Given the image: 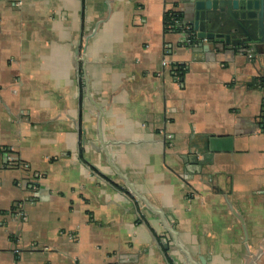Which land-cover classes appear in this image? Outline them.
Segmentation results:
<instances>
[{
  "label": "crops",
  "instance_id": "1",
  "mask_svg": "<svg viewBox=\"0 0 264 264\" xmlns=\"http://www.w3.org/2000/svg\"><path fill=\"white\" fill-rule=\"evenodd\" d=\"M171 9L0 0V264H264V33Z\"/></svg>",
  "mask_w": 264,
  "mask_h": 264
},
{
  "label": "water",
  "instance_id": "2",
  "mask_svg": "<svg viewBox=\"0 0 264 264\" xmlns=\"http://www.w3.org/2000/svg\"><path fill=\"white\" fill-rule=\"evenodd\" d=\"M193 2L196 13V21L194 28L199 30V36H208L210 38L223 37V31H216L218 27L215 26L214 20L217 18L214 13L215 10H219L222 14L225 12L231 17L240 22L239 17L242 18H258L257 24L253 20L250 21V24L256 28L258 25V30L260 35L264 33V0H190ZM209 19L212 26V30L205 32L203 26V19ZM201 20V22H199ZM226 42H230L229 34L225 35ZM234 43L241 44L245 42H254L253 37L249 36L248 39H238L234 40ZM204 262V259H202Z\"/></svg>",
  "mask_w": 264,
  "mask_h": 264
},
{
  "label": "built area",
  "instance_id": "3",
  "mask_svg": "<svg viewBox=\"0 0 264 264\" xmlns=\"http://www.w3.org/2000/svg\"><path fill=\"white\" fill-rule=\"evenodd\" d=\"M176 10V9H175ZM171 25V24H170ZM176 25L186 33L188 40L190 41L192 37L197 38L198 33L193 29L192 25L186 23L183 19H178L176 20ZM167 60H164V64H167ZM21 166L24 169V172L26 173L27 176H29L32 172L30 169V165L28 163H22ZM33 200V198H32ZM18 218L26 219L27 218V213L23 208L22 203L19 204V208L16 212Z\"/></svg>",
  "mask_w": 264,
  "mask_h": 264
},
{
  "label": "trees",
  "instance_id": "4",
  "mask_svg": "<svg viewBox=\"0 0 264 264\" xmlns=\"http://www.w3.org/2000/svg\"><path fill=\"white\" fill-rule=\"evenodd\" d=\"M182 19V13H180L179 10L171 9L169 11H166L164 14V26L167 31H176V30H181L177 25H176V20ZM171 24V25H170ZM194 42H198L197 39L194 37L191 38L189 41L190 44H193ZM175 71L177 73L181 72V66L176 65Z\"/></svg>",
  "mask_w": 264,
  "mask_h": 264
}]
</instances>
